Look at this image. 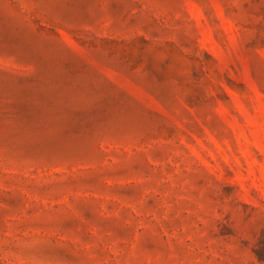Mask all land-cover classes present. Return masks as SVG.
I'll list each match as a JSON object with an SVG mask.
<instances>
[{"label": "rangeland", "instance_id": "1", "mask_svg": "<svg viewBox=\"0 0 264 264\" xmlns=\"http://www.w3.org/2000/svg\"><path fill=\"white\" fill-rule=\"evenodd\" d=\"M0 264H264V0H0Z\"/></svg>", "mask_w": 264, "mask_h": 264}]
</instances>
